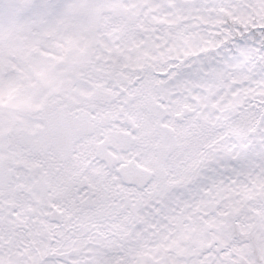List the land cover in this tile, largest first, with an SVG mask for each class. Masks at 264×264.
Here are the masks:
<instances>
[{
  "label": "snow or ice",
  "instance_id": "6c2138e0",
  "mask_svg": "<svg viewBox=\"0 0 264 264\" xmlns=\"http://www.w3.org/2000/svg\"><path fill=\"white\" fill-rule=\"evenodd\" d=\"M0 264H264V0H0Z\"/></svg>",
  "mask_w": 264,
  "mask_h": 264
}]
</instances>
